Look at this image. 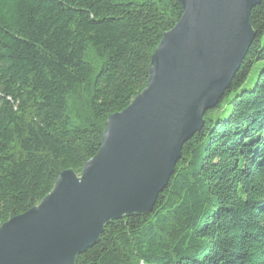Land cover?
Segmentation results:
<instances>
[{
  "label": "trees",
  "instance_id": "16d2710c",
  "mask_svg": "<svg viewBox=\"0 0 264 264\" xmlns=\"http://www.w3.org/2000/svg\"><path fill=\"white\" fill-rule=\"evenodd\" d=\"M180 15L177 0H0V224L80 174ZM250 22L152 212L107 223L75 264H264V0Z\"/></svg>",
  "mask_w": 264,
  "mask_h": 264
},
{
  "label": "water",
  "instance_id": "95a60500",
  "mask_svg": "<svg viewBox=\"0 0 264 264\" xmlns=\"http://www.w3.org/2000/svg\"><path fill=\"white\" fill-rule=\"evenodd\" d=\"M146 87L110 114L80 174L62 171L35 206L0 224V264H75L107 223L152 212L183 143L204 123L244 60L260 0H177Z\"/></svg>",
  "mask_w": 264,
  "mask_h": 264
}]
</instances>
